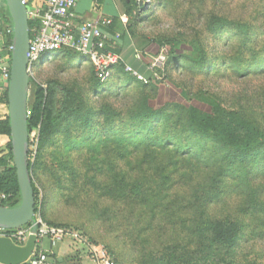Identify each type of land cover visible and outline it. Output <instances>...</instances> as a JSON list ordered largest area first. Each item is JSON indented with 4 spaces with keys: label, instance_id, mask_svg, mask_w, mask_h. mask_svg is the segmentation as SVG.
<instances>
[{
    "label": "trees",
    "instance_id": "1",
    "mask_svg": "<svg viewBox=\"0 0 264 264\" xmlns=\"http://www.w3.org/2000/svg\"><path fill=\"white\" fill-rule=\"evenodd\" d=\"M92 2V11L99 13L107 0H92ZM114 2L118 7V14L103 18L112 21V25L108 27L109 33L113 36L118 34L123 39L129 35L125 20L134 18L136 19L134 25L137 26L143 21L138 17V12L142 8L136 0H114ZM215 19L216 21L208 27L209 31L221 30L225 26L220 19ZM180 37L183 35L170 34L156 40L160 49L164 50L163 57L177 69L182 68L183 65H189V71L194 74L201 72L210 75L214 70L208 68L209 63L203 42L200 40L190 42ZM112 44L117 46L116 50L114 46L112 47L115 52L121 54L120 45L116 42ZM184 51L189 54L183 55ZM58 55L80 56L68 50L61 51ZM82 60L87 63L83 57ZM90 68L92 69L91 65ZM125 78H129L130 86L137 84L140 90L134 100L133 110L128 113L132 122L130 127L135 122L151 124V131L158 130L162 123L169 125L172 129L181 126L184 133L200 138L213 148L211 162H207L202 159L204 152L198 149L197 144L188 152H183L181 148L174 151L165 150L162 148L165 139L161 136L158 137L162 139L161 141L155 139L147 142L132 137L126 138L123 134L122 137L98 143V153L102 149L106 151L108 147L123 148L127 145L129 150L126 154L122 153V150L114 149V157L126 162V155H128L134 161L123 178L121 175L124 174L122 173L124 170H121L112 178L111 183L123 197L122 200L114 197V200L123 202V205L130 210L126 217L127 222L135 223L136 231L128 238L136 246L135 254L144 258L146 264H264V248L254 251L251 257L248 255V248L252 243H260V245L264 243V169L259 171L250 167L257 164L264 165L262 108L256 109L255 100H246L245 103L243 99L235 104L234 109H226L227 107H222L216 101L212 103L209 113L196 108H186L181 103L171 104L166 97L162 103L155 105L156 86L137 82L135 77H130L125 72L124 65L115 68L113 77L105 85L94 78V96L100 98L106 94L111 95L112 87L118 86ZM6 99L8 100V92ZM86 102L87 98L82 94H78L56 80H49L42 84L33 76L30 78L29 134L31 138L32 134L38 131L39 136V153L36 163L32 162L31 150L29 151V167L36 197V216L40 215L43 221L52 227L73 229L83 235L84 233L78 228L56 224L50 220L48 204L41 202L34 173L38 169V162L40 163L43 158L42 150L52 143L56 135L63 134L68 140L69 135L78 129L86 134L88 139L93 138L95 142L97 132L110 131L122 120L120 117L123 114L118 113V109L105 108L101 104L93 107ZM123 124L128 123L123 121ZM126 127L122 131L130 130V127ZM0 136L10 139L6 149L0 154V206L15 209L21 204L22 196L14 166L9 117L0 121ZM168 142L172 143V140ZM82 144L77 142L74 147L68 145L67 150H73V153L77 151L84 153ZM173 157L179 160L175 161ZM174 162L176 165H183L187 172V175L178 174V178L181 177L179 180L184 185L189 202H186L181 189L176 190L172 196L177 207L169 210L167 205L158 203L156 194L154 198L157 204L150 203L148 194L157 183L165 187V184L172 180L173 171L170 167L174 172L176 171V166L171 165ZM64 169H70V167L66 165ZM143 173L146 174L145 179L142 177ZM72 175L75 177L73 182L77 183L81 173L75 170ZM92 181L90 180L89 186ZM87 186L88 183H85L84 187ZM77 187L74 186V189ZM212 189L218 190V193L211 195ZM113 192L114 190L111 189V193ZM142 205H151L154 208L165 207L169 210L167 212L169 221L176 219L185 209H189L188 214L192 220L190 228L186 230L188 245H182L185 244V240L182 239V235H178L175 239L165 241L147 255H141L145 254L152 244L153 247L154 244H158L153 242L155 235L151 233L154 230L153 224L158 222L155 218L156 212H153L149 226L139 230L140 225L147 219L139 212V207ZM187 248L199 250L201 253L198 251L196 256H191ZM140 249L145 252L139 254Z\"/></svg>",
    "mask_w": 264,
    "mask_h": 264
},
{
    "label": "rangeland",
    "instance_id": "2",
    "mask_svg": "<svg viewBox=\"0 0 264 264\" xmlns=\"http://www.w3.org/2000/svg\"><path fill=\"white\" fill-rule=\"evenodd\" d=\"M136 1L142 8L138 12V17L143 21L136 26L134 25L136 19L125 20L129 35L123 39L117 35L114 39L121 50L126 45L136 50L137 59L134 61L136 64H128L142 80H138L133 73L126 70L125 72L143 85L156 86L155 105L162 103L166 97L171 104L181 103L186 108H196L209 113L212 103L216 101L222 107H227L226 109H234L235 104L241 99L245 103L246 100H255L256 109L262 108L261 115H264V73H260L264 72V0ZM120 10L123 11L122 8ZM215 18L220 19L225 26L221 30L209 31L208 27L216 21ZM170 34L183 35L180 38H186L190 42L202 41L209 63L208 68H213L214 71L210 75L201 72L194 74L189 71V65L177 69L169 63L167 58L163 57L164 50L160 49L156 40ZM113 46L116 50L117 46ZM182 54L189 53L184 51ZM47 58L32 74L37 82L45 84L49 80H56L82 94L87 98L86 103L91 106L101 104L105 108L118 109V113L123 116L110 131L97 132L95 142L78 129L69 135L68 140L63 134L54 137L52 143L42 150L43 158L40 163L38 162V169L34 173L41 202L48 204V215L53 223L78 228L90 243L104 248L117 264H146L144 258L135 254L136 246L128 239L130 234L136 231L135 223L132 221L130 224L126 220L130 210L123 202L114 200V197L118 200H122L123 197L111 183L112 178L121 170H124L122 172L124 174L121 173L123 178L126 171H129L127 169L134 163L128 155L126 162L116 159L114 149L122 150V153L126 154L129 148L127 145L123 148L108 147L106 151L102 149L98 153V143L122 137L123 134L126 138L132 137L147 142L161 136L165 139V143H162L165 150L174 151L181 148L183 152H188L197 144L198 149L204 152L202 159L207 162H211L213 148L200 138L184 133L181 126L172 129L162 123L158 130L151 131V124L135 122L130 127L132 122L128 113L133 110L134 100L140 90L137 84L131 86L128 84L129 78L112 87L111 95L106 94L99 98L93 94L94 72L88 63L81 61V56L57 55L44 63ZM123 121L128 124L124 125ZM126 126L130 127V130L122 131ZM30 139L32 162L36 163L39 153L38 131H35ZM168 140H172V143ZM77 142L83 143L81 147L85 150L84 153L67 150L68 145L74 147ZM175 163L171 164L176 166L175 172L170 167L173 171L172 180L165 184V187L157 183L148 194L150 203L157 204L154 198L156 194L158 203L167 205L169 210L177 207L172 196L176 190L181 189L186 202H189V198L187 199L189 196L185 194L184 185L179 180L181 177L178 178V174L187 175V172L183 165ZM66 165L70 169L65 170ZM250 167L259 171L264 169L263 164ZM75 170L81 173L77 183L73 182L75 177L72 174ZM142 177L145 179L146 174L143 173ZM82 178L84 180L81 181ZM90 180L93 181L89 186ZM85 183H88L87 187H84ZM226 183L228 184L227 181ZM74 186H78L77 189H74ZM111 189L114 190L113 193ZM217 193L218 190L210 191L211 195ZM169 210L165 207L154 208L151 205L139 207V212L147 218L139 230L149 226L153 212L157 213L155 218L158 220L153 224L154 230L151 232L155 235L153 242L158 244H154V247L152 244L147 248V252L140 249L139 254L145 252L141 255H147L165 241L175 239L178 235H182V239L185 240V244L182 245H188L186 230L190 228L192 220L188 214L189 209H185L176 219L170 221L167 217ZM43 247L51 248L48 240L44 241ZM259 248L262 250L264 243L261 245L252 243L248 248L249 257ZM187 251L191 256H196L199 250L187 248Z\"/></svg>",
    "mask_w": 264,
    "mask_h": 264
},
{
    "label": "built area",
    "instance_id": "3",
    "mask_svg": "<svg viewBox=\"0 0 264 264\" xmlns=\"http://www.w3.org/2000/svg\"><path fill=\"white\" fill-rule=\"evenodd\" d=\"M80 0H23L28 10L30 42L28 50L30 75L47 57L46 63L61 51H71L84 57L92 66L95 78L107 84L115 73V68L124 65L126 72H133L122 54L112 48L114 41L106 30L112 25L109 19L84 20L76 15ZM12 32L9 31V34ZM0 34V74L9 83L11 78V59L5 55ZM13 47H10V52ZM137 59V53L135 54ZM36 227V233L33 228ZM31 236L36 237L35 251L26 264H63L55 255L44 250L43 243L48 240L56 246L72 240L86 248L94 264H117L108 252L99 245L90 243L82 233L73 229L57 228L48 225L41 216H36L34 225L15 231L0 230V238H8L17 246H25Z\"/></svg>",
    "mask_w": 264,
    "mask_h": 264
},
{
    "label": "water",
    "instance_id": "4",
    "mask_svg": "<svg viewBox=\"0 0 264 264\" xmlns=\"http://www.w3.org/2000/svg\"><path fill=\"white\" fill-rule=\"evenodd\" d=\"M0 5L5 6L7 15L13 22L8 105L14 166L22 196L21 204L15 209L0 206V230L15 231L34 225L36 217V197L29 167L30 23L23 0H0ZM36 231L34 227L33 233ZM35 247V236H31L25 246H17L8 238H0V264H26Z\"/></svg>",
    "mask_w": 264,
    "mask_h": 264
},
{
    "label": "crops",
    "instance_id": "5",
    "mask_svg": "<svg viewBox=\"0 0 264 264\" xmlns=\"http://www.w3.org/2000/svg\"><path fill=\"white\" fill-rule=\"evenodd\" d=\"M92 0H80L77 8L75 9V13L81 19L84 20H98L104 19L103 17H113L115 14H118V7L114 0H107L105 5H103L102 10L99 13H94L92 11ZM9 31L12 33L9 34ZM108 29L106 30V32ZM110 36H112L113 41L115 43V36L107 32ZM0 34H2V44L5 49V55L11 59L12 51L10 52V47H13V22L9 18L6 12V8L1 7L0 5ZM119 36V35H118ZM122 45V42L120 43ZM122 56L125 59L126 63L136 64L135 54L136 50L131 46L122 47ZM82 57V56H81ZM84 58V57H83ZM85 59V58H84ZM88 63V62H87ZM89 64V63H88ZM9 89V83L5 81L0 74V121L6 120L9 117V105L8 100L6 99V94ZM10 139L6 136H0V154L4 152L7 144ZM44 250L49 253L55 255L59 258L63 264H94L89 256V252L86 248L82 247L78 243L72 240L64 241L63 243H59L56 246H51V248L47 249L43 247Z\"/></svg>",
    "mask_w": 264,
    "mask_h": 264
}]
</instances>
